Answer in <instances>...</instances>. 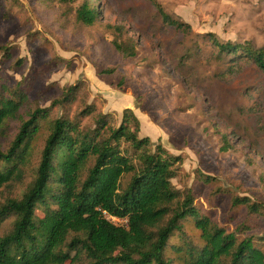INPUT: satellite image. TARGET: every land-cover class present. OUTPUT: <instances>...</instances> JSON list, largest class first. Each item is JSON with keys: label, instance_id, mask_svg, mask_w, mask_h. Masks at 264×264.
Returning a JSON list of instances; mask_svg holds the SVG:
<instances>
[{"label": "rangeland", "instance_id": "1", "mask_svg": "<svg viewBox=\"0 0 264 264\" xmlns=\"http://www.w3.org/2000/svg\"><path fill=\"white\" fill-rule=\"evenodd\" d=\"M157 2L183 26L168 22L152 0H0V98H27L4 123L0 150L32 110L46 111L21 149L20 179L0 188V204L19 198L33 181L54 119L67 118L92 133L99 113L118 126L123 108L130 107L140 121L139 137L147 135L182 158L173 185L190 190L212 223L239 240L251 237L264 252V69L250 56L239 57L244 47L264 46V19L256 7ZM84 4L96 7L92 24L77 18ZM221 13H231L230 19L219 20ZM113 41L132 44L135 55L116 50ZM227 42L240 45L239 51L221 52L216 43ZM70 85L72 98L54 104ZM222 136L230 145L226 151ZM236 196L261 211L233 205ZM45 212L38 205L36 215ZM13 219L3 222L0 236ZM182 223L184 232H173L165 249L173 264H191L186 249L205 243L191 217ZM65 264L83 263L78 258Z\"/></svg>", "mask_w": 264, "mask_h": 264}, {"label": "trees", "instance_id": "2", "mask_svg": "<svg viewBox=\"0 0 264 264\" xmlns=\"http://www.w3.org/2000/svg\"><path fill=\"white\" fill-rule=\"evenodd\" d=\"M152 1L163 13L161 4ZM77 18L94 23L96 7L82 5ZM216 44L221 52H237L240 46ZM113 45L126 56L135 55L132 44ZM242 56L264 69V46L244 47ZM74 89L70 85L54 104L69 101ZM26 100L22 93L17 99L0 98V131ZM45 116L43 108L32 110L7 149L0 150V188L20 179L21 149ZM95 125L92 133H85L67 118L52 121L33 181L19 198L0 204V228L14 217L10 230L0 236V264H65L78 258L83 264H173L165 249L173 232H184L187 217L205 242L186 249L191 264H264V252L251 237L239 240L235 232L212 223L197 209L190 190L184 193L173 185L182 158L154 145L147 135L139 137L140 121L132 108H123L118 126L110 124L107 113H99ZM222 139L221 150L226 151L230 145L226 136ZM125 175L129 179L122 186ZM237 204H245L250 213L261 211L247 197H234ZM38 205L46 208L43 217L36 215Z\"/></svg>", "mask_w": 264, "mask_h": 264}, {"label": "crops", "instance_id": "3", "mask_svg": "<svg viewBox=\"0 0 264 264\" xmlns=\"http://www.w3.org/2000/svg\"><path fill=\"white\" fill-rule=\"evenodd\" d=\"M198 1H200V3H203L206 0H196L197 3ZM209 1L213 5H218L219 7H221V9L224 8L228 10L236 8L237 11L239 10L243 11L246 7H248L247 8L248 10H256L255 8L254 9L252 8V7H256L260 11L262 18L264 19V0H209ZM229 16H231V13H221L219 20L228 21L230 19Z\"/></svg>", "mask_w": 264, "mask_h": 264}, {"label": "built area", "instance_id": "4", "mask_svg": "<svg viewBox=\"0 0 264 264\" xmlns=\"http://www.w3.org/2000/svg\"><path fill=\"white\" fill-rule=\"evenodd\" d=\"M112 220H118V219L112 218ZM122 221H125V220H122Z\"/></svg>", "mask_w": 264, "mask_h": 264}]
</instances>
